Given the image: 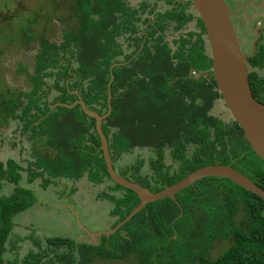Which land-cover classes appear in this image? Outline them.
Returning <instances> with one entry per match:
<instances>
[{"label": "trees", "instance_id": "16d2710c", "mask_svg": "<svg viewBox=\"0 0 264 264\" xmlns=\"http://www.w3.org/2000/svg\"><path fill=\"white\" fill-rule=\"evenodd\" d=\"M73 1L76 29L63 30L60 43L40 39L31 71L18 66L30 89L0 86V127L16 122L14 134L24 137L19 145H32L26 166L0 160V264H90L95 258L132 256L138 264H264V200L223 177L196 182L178 192L176 201L147 204L98 245L52 237L45 239L44 248L34 234L12 237L14 217L37 201L31 189L20 185L24 174L27 184L41 180L43 189L85 175L94 186L106 184L97 199L111 203L109 215L116 219L111 229L139 205L134 191L112 182L95 120L79 105L51 110L80 97L89 110L107 114L111 76V113L102 129L120 176L158 193L202 167L230 165L264 189V161L243 129L213 113L222 96L191 0H140L135 7L129 0ZM161 2L169 8L161 11ZM31 36H19L25 49ZM259 43L246 63L253 96L263 103L264 78L253 70L264 67V45ZM39 142L43 151L34 147ZM10 145L14 149L18 143ZM144 149L152 152L148 172L141 156L130 169L132 176L117 170L122 155ZM9 184L11 193H2ZM239 207L244 214L238 220ZM26 240L33 248L23 257L11 256ZM221 241L230 245L212 260L209 252Z\"/></svg>", "mask_w": 264, "mask_h": 264}, {"label": "rangeland", "instance_id": "374dc122", "mask_svg": "<svg viewBox=\"0 0 264 264\" xmlns=\"http://www.w3.org/2000/svg\"><path fill=\"white\" fill-rule=\"evenodd\" d=\"M178 1L185 2L189 0ZM129 2L131 6L135 7L140 3V0H129ZM226 2L232 8L231 10H233L232 2L230 0H226ZM159 5L161 11L169 8L164 2L159 3ZM74 6L75 3L73 0H0V86H3L2 82H4L8 84L12 91H26L30 89L31 86L28 77L23 73H19L18 66L24 65L31 71L36 61L40 39L46 38L52 42L60 43L62 41L63 30L73 31L76 29L77 18L72 9ZM191 11L194 12L193 9H191ZM196 16L197 15L195 14V17ZM233 20L235 23V19ZM21 34L22 36H25V34L31 36L29 49H25L21 46L22 42L21 39H19ZM240 38L242 40L243 35H240ZM168 39L171 40L172 38L168 37ZM242 50L249 51L244 47H242ZM247 67L248 70L251 69L249 66ZM213 113L216 116H220L225 121L232 120L231 115L221 99L217 101ZM16 128V122H11L7 127L1 126L0 136L2 137V135L5 134L6 137L3 138H10V134H12ZM16 135L18 134L12 135V138ZM18 136L15 138H18ZM24 144L28 145L26 141H24L22 145ZM39 144L45 146L43 142H39ZM18 147L19 145L14 149L9 148L8 146L4 148L3 144L0 143V160L6 162L7 159H14L22 164L24 163L25 158L29 161L30 152L27 154L24 150L21 148L19 149ZM137 156H141V158L146 161L143 171L148 172V160L152 156V152L148 149H144L138 151ZM133 161L128 162L126 167H118L117 170L122 172L126 171L128 172V176H132L133 174L130 169L136 163L137 159L134 162ZM172 163V158L167 150L166 164L170 165ZM174 167H176V164H174ZM26 180L27 177L25 178L24 174V179L20 183L24 188L27 187ZM30 188L32 192L35 193V196L44 202L43 204L46 202L48 205L56 206L59 205L58 203L61 205H66L68 203L64 200L66 195L62 192H54L50 194L49 192H44V190H39L34 186H31ZM98 188L99 187L95 189V194L98 192ZM12 189L13 185L9 184L4 188L2 193L9 194ZM92 210L93 209L90 207V214H87L85 217L81 214L82 211L80 208L69 210L71 217L68 224L61 222L57 217L55 218L50 215H42L43 217L41 220L39 218L36 220L31 217L28 210L16 215L14 217V222L17 223L18 220L20 222L22 217L28 216L26 221H30L33 226L25 227L24 233L27 234V236L34 234V236L41 241L44 248L48 247L45 239L52 237H67L76 243L98 245L101 242L102 237V235L99 236L98 234L111 231V226L116 219L110 217L111 203L106 200L103 207L94 211V214ZM60 213L62 214V212ZM243 214V209L239 207L236 218L239 220L243 217ZM21 229L23 228H19L16 232L14 228L12 237L14 238V235H19L18 231ZM115 233L110 235H114ZM20 236L22 235L20 234ZM229 245L230 241L215 242L209 252V258L212 260L217 259L227 247H229ZM31 248H33V243L30 240H26L18 244L17 249L11 256L23 257ZM138 262L139 258L137 256H132L125 260H104L101 258H95L90 264H138Z\"/></svg>", "mask_w": 264, "mask_h": 264}, {"label": "water", "instance_id": "95a60500", "mask_svg": "<svg viewBox=\"0 0 264 264\" xmlns=\"http://www.w3.org/2000/svg\"><path fill=\"white\" fill-rule=\"evenodd\" d=\"M191 7L204 27V38L212 59L211 76L214 78L217 90L222 96L221 100L224 102L232 120L243 129L244 136L252 150L264 161V104L257 101L253 96L246 63V59L253 57L255 54L261 29L257 28V36L252 42L251 52L246 53L242 50L238 32L234 25L235 14L226 0H191ZM112 81L113 76H111L108 84V112L103 116L89 110L80 97L70 105L57 103L51 106V110H54L57 106L74 108L79 105L88 117L95 120V128L101 140V150L112 182L134 191L140 199L139 205L121 223L111 231L98 234L99 236H109L115 233L147 204L165 198L176 201L175 195L178 192L207 177L228 178L264 200V189L230 165L202 167L158 193H153L149 189L120 176L114 168L108 140L102 129L103 120L111 113L110 102L112 97L110 88Z\"/></svg>", "mask_w": 264, "mask_h": 264}, {"label": "crops", "instance_id": "0c3cea01", "mask_svg": "<svg viewBox=\"0 0 264 264\" xmlns=\"http://www.w3.org/2000/svg\"><path fill=\"white\" fill-rule=\"evenodd\" d=\"M233 5V12L235 14V27L237 29L238 35H239V40L243 41L244 47L249 50V53L251 52L252 49V42L256 38V30L257 28H260V35L258 37V41L256 45L259 44L264 45V0H230ZM234 21V20H233ZM240 35H243V38L241 40ZM258 73V75L262 78H264V67L261 69H253ZM10 138H6L2 140L3 137H6L5 134L0 136V143L3 144V147H9L12 148L10 143L12 141H16L18 145L22 140H24V137L21 138H12V135H14V132L10 134ZM27 142V141H26ZM24 141L22 142V144ZM28 145H19V149H23L24 152L29 154L32 145L31 143L27 142ZM35 147H38L39 149H43V146L39 143H36ZM20 152V151H19ZM138 151H135L133 154H124L118 161L116 162L115 166L116 168L118 167H126L128 162H132L133 160L135 161L137 159ZM30 158V157H29ZM8 160V159H7ZM131 160V161H129ZM26 158L24 160L23 165L25 164ZM133 161V162H134ZM22 164V163H20ZM26 166V164L24 165ZM26 178V175H25ZM42 181L41 180H36L32 184H27L26 182V188L31 189V186L36 187L37 189H42L44 192H49L50 194L54 192H62L66 196L64 197V200H66L68 203L66 205H59L52 206L48 205V203L44 202L37 197L36 203L28 209L30 212V215L32 218L36 219L39 218L40 220L42 219V215H50L52 217H57L59 221L64 222L66 224L69 223L70 220V212L69 210H73V208H80L81 209V214L83 217H85L87 214H90V207L93 209L92 212L94 214V211H97V209H101L105 203V200H100L97 199V195L99 192H101L106 184L104 185H99V186H94L90 181L88 180V176L85 175L81 180L79 181H69L66 179H61L58 182H55L47 187V189L42 188ZM98 188V192L95 194L94 191L95 189ZM49 190V191H48ZM35 194V193H34ZM54 199L53 197H51ZM48 200V199H47ZM50 200V198H49ZM104 202V203H103ZM62 212V214L60 213ZM24 213V212H22ZM60 213V214H59ZM28 217V216H27ZM26 216L22 217L21 221L15 223V230L19 228H23L18 231L19 235H14L16 237H26L27 234L24 233V228L28 226H33L30 221H26L27 219ZM91 218V216H90ZM25 223H24V222ZM20 234L22 236H20Z\"/></svg>", "mask_w": 264, "mask_h": 264}, {"label": "flooded vegetation", "instance_id": "af4514ba", "mask_svg": "<svg viewBox=\"0 0 264 264\" xmlns=\"http://www.w3.org/2000/svg\"><path fill=\"white\" fill-rule=\"evenodd\" d=\"M231 8V7H230ZM232 9V8H231ZM233 11V10H232ZM239 36V35H238ZM241 42V41H240ZM241 45H242V47H244V45H243V43L241 42ZM244 48H246V47H244ZM244 52H246V53H249V51H245L244 50Z\"/></svg>", "mask_w": 264, "mask_h": 264}]
</instances>
